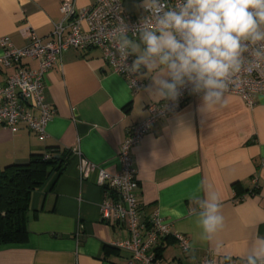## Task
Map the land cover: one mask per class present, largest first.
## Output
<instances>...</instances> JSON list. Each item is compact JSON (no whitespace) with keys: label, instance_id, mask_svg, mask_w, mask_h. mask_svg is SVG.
<instances>
[{"label":"crops","instance_id":"0c3cea01","mask_svg":"<svg viewBox=\"0 0 264 264\" xmlns=\"http://www.w3.org/2000/svg\"><path fill=\"white\" fill-rule=\"evenodd\" d=\"M96 1L0 0V37H9L16 48L31 43V30L50 41L56 25L63 23V3L82 10ZM121 2L131 17L145 16L143 0ZM23 63L30 69L39 66L31 59ZM12 73L0 66V83ZM140 79L145 86L135 93L111 71L99 49L72 48L44 76L45 103L54 110L45 138L23 124L13 131L0 123V170L54 149L68 158L65 171L52 173L31 195L27 237L0 245V264L128 262L129 253L115 247L129 237L127 225L102 220L100 203L108 194L96 174L82 178L77 152L107 171L120 170L121 145L148 117V105L157 103L145 91L150 79ZM227 98L226 107L204 113L200 96L189 95L133 150L141 219L158 209L171 225L155 250L157 264H197L206 256L215 263L243 261L249 241L264 236V95L256 96L252 108L240 95L227 93ZM209 187L218 194L224 217V227L210 242L201 239L196 223ZM241 196L245 199L236 203ZM177 234L189 239L188 249L180 247Z\"/></svg>","mask_w":264,"mask_h":264},{"label":"built area","instance_id":"2783aa9c","mask_svg":"<svg viewBox=\"0 0 264 264\" xmlns=\"http://www.w3.org/2000/svg\"><path fill=\"white\" fill-rule=\"evenodd\" d=\"M168 2L174 5L175 0ZM61 12L64 24L56 25L50 41L43 42L31 30V43L24 48H16L9 37H0V47L3 49L0 66L13 70L6 82L0 83V123L13 131L23 124L40 138H45L54 110L45 103L44 76L52 67L60 64L62 55L69 49H99L111 71L123 77L135 93L145 86L140 78L125 70V64L131 65L133 56H129L123 64L116 51L114 35L121 19L131 30L138 26L143 17L134 18L128 15L121 0H97L95 4L82 10H77L73 2H65L61 6ZM24 59L36 60L38 69H30L23 63ZM228 94L240 95L249 107H254L256 96L264 95V71L241 72L239 87L232 86ZM189 95L195 94L185 89L176 101L148 105V117L131 129L121 145L119 171H107L82 158L77 152L82 178L96 174L97 184L108 194L100 203L102 220L127 225L129 237L115 243V247L129 253L126 264H157L155 250L170 234L171 229V225L165 222L158 209H153L145 220L141 219L133 150L156 122L179 111ZM244 199V196L238 197L236 203ZM176 238L182 249L190 247L186 236L177 234ZM197 264H244V261L215 263L210 256H206Z\"/></svg>","mask_w":264,"mask_h":264},{"label":"clouds","instance_id":"9594fccd","mask_svg":"<svg viewBox=\"0 0 264 264\" xmlns=\"http://www.w3.org/2000/svg\"><path fill=\"white\" fill-rule=\"evenodd\" d=\"M141 7L147 14L134 29L120 20L115 45L123 64L135 57L126 71L150 79L153 101H176L187 89L209 113L227 106L241 72L264 71V0H143ZM198 207L201 239L210 242L224 227L218 194L209 187ZM243 261L264 264V236L249 241Z\"/></svg>","mask_w":264,"mask_h":264},{"label":"trees","instance_id":"16d2710c","mask_svg":"<svg viewBox=\"0 0 264 264\" xmlns=\"http://www.w3.org/2000/svg\"><path fill=\"white\" fill-rule=\"evenodd\" d=\"M67 166L68 158L54 149L46 156L32 155L25 165L11 164L0 170V245L26 239L31 195L52 173L60 175Z\"/></svg>","mask_w":264,"mask_h":264}]
</instances>
